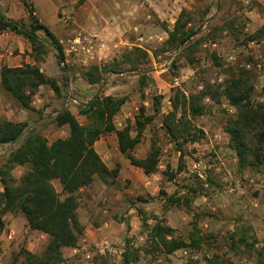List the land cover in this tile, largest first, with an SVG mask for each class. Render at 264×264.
Masks as SVG:
<instances>
[{
	"label": "rangeland",
	"instance_id": "374dc122",
	"mask_svg": "<svg viewBox=\"0 0 264 264\" xmlns=\"http://www.w3.org/2000/svg\"><path fill=\"white\" fill-rule=\"evenodd\" d=\"M156 4L159 9L156 13L149 6L137 11V20L125 37L107 40L98 34L104 44L99 49L101 65L111 70L108 73H114L108 79L109 84H99L88 92L79 88L71 93L65 90L67 77L61 73L59 92L48 86L52 95L43 91L40 99L33 96V110L14 106L0 93V117L22 119L27 123L26 130L35 129L52 141L68 135L67 126H56L54 122L57 112L69 108L76 113L79 123L85 125L89 119L78 114V110L88 102L86 98L95 94L109 92L126 97L114 116L116 128L128 121L133 126L140 106L144 107L145 114H153L132 151L136 158H143L152 144L159 148L156 171L151 174L131 165L116 149L113 132L103 134L94 143L101 159L112 163L110 169H117V173L105 179L95 176L91 184L79 190L77 213L83 231L75 247L63 250L61 264H122V253L127 248L131 258L134 253L138 255L130 264H209L214 259L219 263L221 257L230 264H259L254 252L245 253L242 247L237 251L227 250L223 240L235 225L249 224L250 234L257 239L255 246L264 245V161L259 165L247 162L242 165L230 146L227 126L236 117L237 110L224 89L233 77H240L250 86L251 104L264 107V0H157ZM146 10L151 12V17L144 22L142 16L150 13ZM177 19L180 23L187 20L186 28L194 33L186 44L174 46L167 44V31ZM252 34H256V39L247 40ZM62 40L59 43L64 53L68 38ZM134 48L147 53L143 57ZM47 49L49 70L46 72L50 73L58 61L54 47ZM12 53L18 54V48L12 49ZM135 55L140 62L136 68L130 62ZM92 62L87 67L77 63L72 67L83 72L85 78L96 60ZM102 77L107 79L106 72ZM176 90L185 96L210 91L200 100L203 110L194 117L188 113L203 136L194 142H185L181 157L162 127L163 116L171 110ZM69 97H76V101ZM156 106L158 111L154 113ZM131 134H135L133 127ZM248 142L252 144L249 137ZM13 147L0 145V170L5 169L6 178L18 182L27 167H11L6 163ZM170 173L175 174L174 178L168 179ZM1 180L0 174V191ZM52 183L61 194L57 180ZM170 196L176 201L171 202ZM185 196L189 198L187 203ZM194 216L204 239L212 241L210 245L203 243L200 249L185 247L170 254L151 247L152 225L167 224L176 236L187 239ZM3 222L0 264H26L24 251L36 255L43 252L48 236L31 230L20 212L5 213ZM9 231L11 240L5 238ZM209 234L212 237L208 239L205 236Z\"/></svg>",
	"mask_w": 264,
	"mask_h": 264
},
{
	"label": "trees",
	"instance_id": "16d2710c",
	"mask_svg": "<svg viewBox=\"0 0 264 264\" xmlns=\"http://www.w3.org/2000/svg\"><path fill=\"white\" fill-rule=\"evenodd\" d=\"M25 5L28 10L26 21L9 18L0 12V34L11 31L22 36L30 45V53L36 63L45 58L49 46L54 47L58 64L64 63V53L59 40L33 15L31 5L26 2ZM187 23V20L182 23L179 19L176 20L173 28L167 31V44L178 46L188 42L194 32L186 28ZM246 39L254 40L256 34L248 35ZM134 50L143 57L147 53L138 48ZM130 62L134 68L138 67L139 56L135 55ZM107 71L111 70H107L105 65L101 66V70L97 65H91L85 73V78L88 83H100L102 74L108 73ZM41 85L49 86L56 93L60 90L56 79L46 75L37 64L23 63L19 66L0 67V93L22 110H33L32 98ZM249 87L240 77H233L225 87V95L237 110L236 117L228 123L227 131L230 134V146L239 162L242 165L246 162L259 165L264 161V107L261 104H251ZM207 93L210 91L185 96L176 90L171 100V110L163 116L164 133L174 142L180 157L185 142H194L203 136V131L192 123L188 113L194 117L203 110L200 100ZM125 102V96H91L78 110V114L89 119V123L85 125L80 124L67 108L61 109L57 112L54 122L56 126H67L68 135L55 138L51 142L35 129L26 130L25 121L0 117V145L15 146L9 150L6 163L11 167H27L18 182L7 179L8 172L5 169L0 170V231L4 227L3 215L18 211L24 216L31 230L48 236L40 255L24 251L26 264H61L64 260L63 250L76 246L83 231L77 213L79 190L91 184L95 176L105 179L117 173V169L108 168L94 148V143L101 135L114 132L118 151L125 155L131 165L141 168L145 174L156 171L159 148L155 144L151 145L143 158H136L132 153L141 139L142 131L153 119V114H145L144 107L140 106L139 113L134 116L133 126L128 121L123 127L116 128L114 116ZM157 111L156 106L154 113ZM132 127L134 135L131 134ZM248 137L252 144L248 142ZM180 169L181 165L178 167V170ZM174 175L168 174V179L174 178ZM54 180H57L61 194L55 189L52 183ZM170 201L175 202L176 199L170 196ZM184 201L187 203L189 198L185 196ZM196 219L194 216L187 239L176 236L174 229L167 224L152 225L149 229L151 247L163 254H170L185 247L200 249L203 243L210 245L212 241L204 239ZM251 230L249 224L235 225L234 229L223 237L225 247L232 251L242 247L248 254L254 252L259 264H264V245L260 248L255 246L257 239L250 234ZM205 237L209 239L212 234ZM128 251L127 248L122 253V264H130L132 259L138 257L137 253H134L131 258ZM219 260V263L215 259L209 260L208 263L230 264V261L226 262L223 257Z\"/></svg>",
	"mask_w": 264,
	"mask_h": 264
},
{
	"label": "crops",
	"instance_id": "0c3cea01",
	"mask_svg": "<svg viewBox=\"0 0 264 264\" xmlns=\"http://www.w3.org/2000/svg\"><path fill=\"white\" fill-rule=\"evenodd\" d=\"M25 1L31 5L32 13L38 19V21L46 25L60 42H63L62 38H68L67 41H70L76 34L82 33V31L99 34L107 40H116L121 36L125 37L129 33L128 29L130 28L131 24H134V21L137 20V11H140L141 7L144 6L147 8L149 6L155 11V13L159 11L156 4L157 0ZM0 12L5 16L16 20L26 21L28 18V10L24 0H0ZM161 15L162 13L158 14L159 17H161ZM150 17L151 12L147 13L145 17L142 16V20L145 22ZM50 25L54 26V28L51 29L52 27ZM40 34H42V32H40ZM16 47L18 48V54L14 55L12 53V49H16ZM66 48L67 47L64 48V63H56L54 68H52V70L50 69V73H47L46 70L49 69L46 68V62L49 58L45 57L42 61L36 63L30 53L31 50L28 42L22 36L11 31H6L0 34V67L2 65L19 66L22 64V61L29 64H37L40 70L46 75L55 78L59 86L62 81L61 73H64L67 77L65 80V90H69L71 93L77 91L79 88H84L83 92H88L92 91L99 84H102V86L109 84L108 79H112L114 73H106L107 79L104 80L102 77L100 83L91 84L88 83V81L82 76L83 72H79V70L72 67L73 63H77L79 66H85L92 61V63H94L96 60V63L91 65H97L101 70V66L104 65H101L102 53L99 54L101 50L96 51L98 54L97 56L96 52L94 53L93 59L91 61L84 63L82 60H80V58H78L79 55L77 52H68ZM69 53H72L73 56H71ZM58 65H61V68H59ZM85 69L87 70L88 68ZM74 77H76V79ZM76 80L80 82L77 83ZM47 87V85H41L34 96H37V98L40 99L41 92L43 91H46L49 93V95H52V90ZM108 94L109 92L105 95ZM83 95L84 93H82V96ZM90 98L91 96L86 99ZM69 99L71 101H76V97H69ZM1 104L2 101L0 100V105ZM67 109L76 117V113H74V111L70 110L69 108ZM127 115L128 114H126V116ZM8 120L22 121V119H14L9 117ZM113 134L115 133L113 132ZM49 142H51V140ZM106 165L108 168L112 167V163L110 164L108 162ZM33 231L36 232V230Z\"/></svg>",
	"mask_w": 264,
	"mask_h": 264
},
{
	"label": "built area",
	"instance_id": "2783aa9c",
	"mask_svg": "<svg viewBox=\"0 0 264 264\" xmlns=\"http://www.w3.org/2000/svg\"><path fill=\"white\" fill-rule=\"evenodd\" d=\"M104 46L103 39L98 34L86 35L82 33L76 34L70 41H68L67 51L77 52L79 56H82L80 60L84 63L93 59L95 48L101 49ZM177 81V78H174ZM7 240L12 239L11 231L5 234Z\"/></svg>",
	"mask_w": 264,
	"mask_h": 264
}]
</instances>
